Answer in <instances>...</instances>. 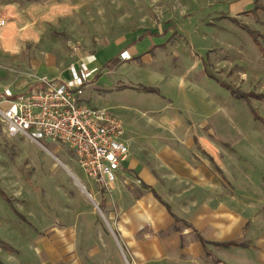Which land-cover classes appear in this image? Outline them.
I'll list each match as a JSON object with an SVG mask.
<instances>
[{
	"label": "rangeland",
	"instance_id": "1",
	"mask_svg": "<svg viewBox=\"0 0 264 264\" xmlns=\"http://www.w3.org/2000/svg\"><path fill=\"white\" fill-rule=\"evenodd\" d=\"M12 1L21 4L16 16L23 13L26 22L0 32L5 75L23 70L13 55L18 43L25 44L28 59L46 57L60 70L77 48V55L96 60L90 67L100 69L83 88V102L119 117L131 148L145 160L158 149L157 138L180 146L179 138L190 135L197 122L205 132L200 138L207 148L196 139L185 157H203L209 188L195 190L188 180L171 189L174 218L264 217V0L256 8L254 0H0V5ZM1 17L8 27L9 18ZM132 46L139 54L121 59ZM13 80L15 92L30 83L25 72ZM44 145L9 136L0 123L3 264H41L42 240L77 218H107L111 187L93 182L67 145Z\"/></svg>",
	"mask_w": 264,
	"mask_h": 264
},
{
	"label": "crops",
	"instance_id": "2",
	"mask_svg": "<svg viewBox=\"0 0 264 264\" xmlns=\"http://www.w3.org/2000/svg\"><path fill=\"white\" fill-rule=\"evenodd\" d=\"M256 2L253 1L254 7ZM20 8L19 2L1 3L0 14L8 17L10 23L6 28L0 27V32L9 31L15 23L22 26L26 22L23 13L16 16ZM25 49V44L18 43L13 52L15 62L24 70L20 73L70 78L68 64L60 70L57 65L48 63L46 57L30 60L25 57L28 53ZM129 50L133 56L139 54L134 46ZM74 57L77 58V53ZM6 73L0 69V94L5 87L13 86V78L20 74L8 76ZM196 124V129L195 124L190 129V135L178 140L182 153L178 150L180 146L168 141L162 145L157 138L158 149L151 151L156 155L146 156L150 161L145 160L137 148H131L132 140L125 130L124 141L130 154L118 179L111 185L105 204L107 218H77V223L69 222L52 238L42 240L45 257L41 264H264V217L172 216L171 189H177L176 185L182 187L188 180L195 190L208 189L210 185L208 169L204 175L203 157L196 154L192 161L185 157L196 139L204 145L200 137L205 132L198 122ZM191 199L195 203L193 197ZM222 242L235 244L224 247L220 245Z\"/></svg>",
	"mask_w": 264,
	"mask_h": 264
},
{
	"label": "built area",
	"instance_id": "3",
	"mask_svg": "<svg viewBox=\"0 0 264 264\" xmlns=\"http://www.w3.org/2000/svg\"><path fill=\"white\" fill-rule=\"evenodd\" d=\"M0 19V27L7 26ZM73 53L69 79L29 74L22 92L7 86L0 94V123L11 137L26 136L45 146V141L67 145L86 175L101 188H109L125 167L130 149L124 141V122L109 110L83 102V88L99 72L97 66ZM121 59H132L125 49Z\"/></svg>",
	"mask_w": 264,
	"mask_h": 264
},
{
	"label": "trees",
	"instance_id": "4",
	"mask_svg": "<svg viewBox=\"0 0 264 264\" xmlns=\"http://www.w3.org/2000/svg\"><path fill=\"white\" fill-rule=\"evenodd\" d=\"M257 2H258V0H257ZM255 8H256V6H255ZM254 8V9H255ZM261 8H263V6H261ZM233 19V21H237V19L236 18H232ZM250 31H253V30H250ZM255 32V31H254ZM256 36H257V32H256ZM212 77V76H211ZM147 90H149V91H151V92H157V90H156V88H153V87H150V88H148V87H145ZM101 207H103V205L101 204L100 205ZM167 206L169 207V205L167 204ZM170 208V207H169ZM235 244V242H222V243H220V245H222V246H224V247H230L231 245H234ZM0 264H3L1 261H0Z\"/></svg>",
	"mask_w": 264,
	"mask_h": 264
},
{
	"label": "water",
	"instance_id": "5",
	"mask_svg": "<svg viewBox=\"0 0 264 264\" xmlns=\"http://www.w3.org/2000/svg\"><path fill=\"white\" fill-rule=\"evenodd\" d=\"M89 195H90V197H92L90 193H89Z\"/></svg>",
	"mask_w": 264,
	"mask_h": 264
}]
</instances>
